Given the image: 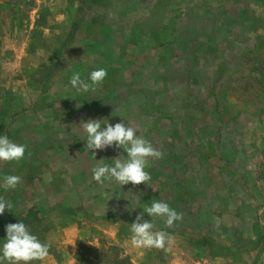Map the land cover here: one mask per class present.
<instances>
[{
  "label": "rangeland",
  "instance_id": "obj_1",
  "mask_svg": "<svg viewBox=\"0 0 264 264\" xmlns=\"http://www.w3.org/2000/svg\"><path fill=\"white\" fill-rule=\"evenodd\" d=\"M100 68L96 91L71 87ZM89 119L130 122L164 154L146 168L155 191L92 179L127 153L88 152ZM3 135L26 153L0 162V184L22 181L0 187V248L22 222L57 264L72 250L75 264L78 241L132 264H264V0H0ZM155 201L183 214L155 222L168 251L130 243Z\"/></svg>",
  "mask_w": 264,
  "mask_h": 264
},
{
  "label": "clouds",
  "instance_id": "obj_2",
  "mask_svg": "<svg viewBox=\"0 0 264 264\" xmlns=\"http://www.w3.org/2000/svg\"><path fill=\"white\" fill-rule=\"evenodd\" d=\"M106 69L100 68L90 73V83L81 79L79 72L72 75L70 84L78 92L96 91L106 79ZM101 120L89 119L81 121L79 127L86 136V148L95 156L96 150L108 148L123 149L127 159L120 155L113 159L114 166L103 163L97 164L92 169V179L100 186L105 183H116L123 187L131 183L134 186L145 184L152 187V177L146 168L150 161L163 159L164 154L153 144L138 135L137 127L130 122L106 123L102 127ZM26 147L23 144L12 142L7 135L0 136V162L20 163L25 158ZM30 156L31 154L28 153ZM21 177L6 175L3 177V187L6 191L15 189L21 183ZM12 208V203L0 197V215ZM144 214L152 219L145 220ZM156 220L163 221L165 227L172 228L177 221L183 220V214L171 208L168 203L155 201L145 205L143 212L131 224L130 243L134 248L159 249L168 251L174 238L163 230H156ZM6 242L0 248V264H32L35 261L43 262L50 253L51 242H41L37 236L30 233L28 227L20 223H9L6 226Z\"/></svg>",
  "mask_w": 264,
  "mask_h": 264
},
{
  "label": "trees",
  "instance_id": "obj_3",
  "mask_svg": "<svg viewBox=\"0 0 264 264\" xmlns=\"http://www.w3.org/2000/svg\"><path fill=\"white\" fill-rule=\"evenodd\" d=\"M75 264H132L129 257L114 246L97 248L77 242Z\"/></svg>",
  "mask_w": 264,
  "mask_h": 264
},
{
  "label": "crops",
  "instance_id": "obj_4",
  "mask_svg": "<svg viewBox=\"0 0 264 264\" xmlns=\"http://www.w3.org/2000/svg\"><path fill=\"white\" fill-rule=\"evenodd\" d=\"M65 243H70L71 241L70 240H65L64 241ZM61 245V244H60ZM61 247V246H60ZM71 247V246H70ZM72 249V248H71ZM63 256H65V255H61V257H60V259H62V257ZM73 250H72V252H70V255L68 254V259H67V261H68V263L67 264H74V262H73ZM52 259L50 260V258H46V261H47V263L46 264H57V261L59 262V263H61L58 259H57V256L55 255V256H53V257H51ZM63 260V259H62Z\"/></svg>",
  "mask_w": 264,
  "mask_h": 264
}]
</instances>
